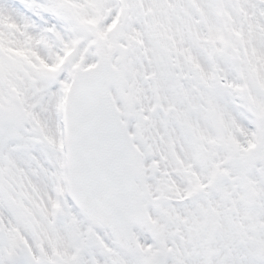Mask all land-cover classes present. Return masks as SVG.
Returning a JSON list of instances; mask_svg holds the SVG:
<instances>
[{"label": "snow or ice", "instance_id": "1", "mask_svg": "<svg viewBox=\"0 0 264 264\" xmlns=\"http://www.w3.org/2000/svg\"><path fill=\"white\" fill-rule=\"evenodd\" d=\"M0 264H264V0H0Z\"/></svg>", "mask_w": 264, "mask_h": 264}]
</instances>
